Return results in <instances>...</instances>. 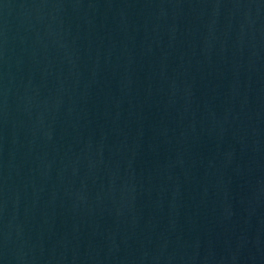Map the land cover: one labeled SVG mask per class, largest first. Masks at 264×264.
Returning <instances> with one entry per match:
<instances>
[{
  "label": "water",
  "instance_id": "1",
  "mask_svg": "<svg viewBox=\"0 0 264 264\" xmlns=\"http://www.w3.org/2000/svg\"><path fill=\"white\" fill-rule=\"evenodd\" d=\"M0 264H264V0H0Z\"/></svg>",
  "mask_w": 264,
  "mask_h": 264
}]
</instances>
